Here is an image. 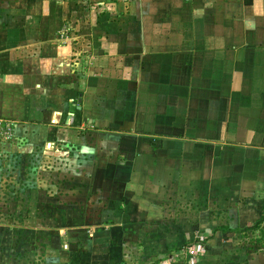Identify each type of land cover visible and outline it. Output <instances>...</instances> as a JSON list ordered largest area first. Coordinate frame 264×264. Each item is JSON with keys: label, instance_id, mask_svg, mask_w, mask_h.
<instances>
[{"label": "crops", "instance_id": "0c3cea01", "mask_svg": "<svg viewBox=\"0 0 264 264\" xmlns=\"http://www.w3.org/2000/svg\"><path fill=\"white\" fill-rule=\"evenodd\" d=\"M0 120L81 203L0 264H264V0H0Z\"/></svg>", "mask_w": 264, "mask_h": 264}, {"label": "rangeland", "instance_id": "374dc122", "mask_svg": "<svg viewBox=\"0 0 264 264\" xmlns=\"http://www.w3.org/2000/svg\"><path fill=\"white\" fill-rule=\"evenodd\" d=\"M7 141L9 136L0 135V142ZM58 150L65 152L68 148L62 151L58 145ZM47 152L52 151L42 147L34 149L26 153L20 161L16 154L12 153L10 156L0 151V224L4 222L9 225L11 244L14 238H17L18 230H14L16 227H20V232L29 235L30 229L25 228L29 223L53 221L57 219V215L71 216L72 209L65 208L75 201L74 198L69 199V195L77 188L68 180V175L62 176L74 172L77 166L74 159L76 155L69 150L59 156ZM65 158L67 160H64ZM77 203L75 201L74 205L78 208L81 203ZM76 220L80 221L77 217ZM242 238L244 242L248 239L251 241L250 249H264V236L258 231L252 234L248 232ZM259 238L260 240H257ZM193 244L194 241L189 246Z\"/></svg>", "mask_w": 264, "mask_h": 264}, {"label": "built area", "instance_id": "2783aa9c", "mask_svg": "<svg viewBox=\"0 0 264 264\" xmlns=\"http://www.w3.org/2000/svg\"><path fill=\"white\" fill-rule=\"evenodd\" d=\"M10 133V125L3 120H0V134H4L5 136ZM202 252V247L200 243L194 242L192 246H187L184 251H181L180 254L187 255L190 258L194 259Z\"/></svg>", "mask_w": 264, "mask_h": 264}]
</instances>
